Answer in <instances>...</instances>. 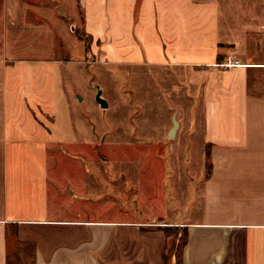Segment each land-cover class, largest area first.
<instances>
[{"label": "crops", "instance_id": "1", "mask_svg": "<svg viewBox=\"0 0 264 264\" xmlns=\"http://www.w3.org/2000/svg\"><path fill=\"white\" fill-rule=\"evenodd\" d=\"M21 1L10 0L12 12L20 8L24 15L31 9L47 21L50 33L56 31L64 40L69 38L67 24L72 21L75 26L81 10L84 20L79 24L86 36L100 34L108 13L118 27L121 22L128 30L135 27L143 48L130 56L100 41L107 59L140 65L146 58L148 65L177 70L187 82L196 80L202 142L210 160L196 219L188 214L180 221L158 216L168 225L185 228L181 264H264V0H36L34 5ZM94 11L100 15L98 30L91 27ZM133 16L137 22L132 26ZM237 17H244L243 25L234 22ZM67 47L75 50V42ZM230 57L239 64L222 66ZM58 82L67 117L70 101L61 87V74ZM36 131L31 120L24 132L19 123L16 130L13 125L4 127L0 264H6L13 237L34 245L35 264H160L168 240L160 224L148 229L140 220L125 218L123 211L120 217L107 219L69 217L63 211L67 206L63 203L73 210L81 187L68 192L50 179L45 133H37L41 137L35 141L26 139ZM56 141L75 142L65 133ZM51 184L56 206L50 210Z\"/></svg>", "mask_w": 264, "mask_h": 264}, {"label": "rangeland", "instance_id": "2", "mask_svg": "<svg viewBox=\"0 0 264 264\" xmlns=\"http://www.w3.org/2000/svg\"><path fill=\"white\" fill-rule=\"evenodd\" d=\"M22 1L38 4L36 0ZM16 9L11 11L10 0H0V171L4 127L13 125L16 130L19 123L24 132L25 125L34 121L37 131L26 139L35 141L41 137L37 133H45L42 139L50 179L68 192L81 187V196L71 204L73 210L63 203L69 217L107 219L120 217L123 211L125 218L140 220L148 229L160 224L164 232L168 227L160 264L164 251L166 264H179L184 228L164 223L158 214L170 221H180L186 214L196 219L202 180L210 163L208 146L202 142L196 80L187 82L177 70L148 65L146 58L140 65L107 59L100 41L130 56L134 49L143 48L133 32L135 27L128 30L124 22L118 27L116 18L108 13H104L100 34L86 36L79 24L84 20L81 10L76 25L72 21L67 24L69 38L64 40L56 31L50 33L47 21L31 9L24 15ZM99 18L94 11L92 29L101 27ZM136 22L137 16H133L132 26ZM234 22L243 25L244 17ZM70 39L76 51L67 47L72 44L66 43ZM59 74L70 101L67 117L58 96ZM97 86L108 102L106 108L95 101ZM173 116L178 127L169 136ZM63 133L75 142L54 143ZM53 193L51 184L50 210L56 206ZM6 264H35L34 245L13 237Z\"/></svg>", "mask_w": 264, "mask_h": 264}, {"label": "water", "instance_id": "3", "mask_svg": "<svg viewBox=\"0 0 264 264\" xmlns=\"http://www.w3.org/2000/svg\"><path fill=\"white\" fill-rule=\"evenodd\" d=\"M95 101L100 105L102 108L108 107L107 100L102 96V90L97 86V91L95 94ZM173 126L171 127L169 131V136H173L175 134V131L178 127V121L176 120L175 116L172 118Z\"/></svg>", "mask_w": 264, "mask_h": 264}, {"label": "trees", "instance_id": "4", "mask_svg": "<svg viewBox=\"0 0 264 264\" xmlns=\"http://www.w3.org/2000/svg\"><path fill=\"white\" fill-rule=\"evenodd\" d=\"M208 160H209V152H208ZM209 168H210V163H209ZM168 229H169L168 227L167 228H164V233H165L166 236H168L170 234V232L168 231ZM184 231H185V228H184ZM13 233L14 234H17L16 231H14ZM185 240H186V231H185L184 240H183L182 245L180 247V251H181V248H182L183 244L185 243ZM179 258H180V256H179ZM166 261H168V256L166 254V251H164L163 254H162V264H166ZM178 263L181 264L180 259H179V262Z\"/></svg>", "mask_w": 264, "mask_h": 264}, {"label": "built area", "instance_id": "5", "mask_svg": "<svg viewBox=\"0 0 264 264\" xmlns=\"http://www.w3.org/2000/svg\"><path fill=\"white\" fill-rule=\"evenodd\" d=\"M238 64H239L238 59L233 58V57H230L229 60L223 61L221 63V65L224 66V67H227V66H230V65H238Z\"/></svg>", "mask_w": 264, "mask_h": 264}]
</instances>
